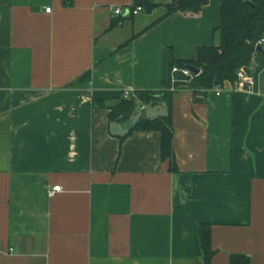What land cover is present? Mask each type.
<instances>
[{"label":"crops","instance_id":"crops-1","mask_svg":"<svg viewBox=\"0 0 264 264\" xmlns=\"http://www.w3.org/2000/svg\"><path fill=\"white\" fill-rule=\"evenodd\" d=\"M132 1L0 0V264H204L201 224L210 264H264V46L249 92L194 94L173 63L215 44L220 0L157 23ZM126 89L172 93L176 173L159 133L111 135Z\"/></svg>","mask_w":264,"mask_h":264},{"label":"trees","instance_id":"trees-1","mask_svg":"<svg viewBox=\"0 0 264 264\" xmlns=\"http://www.w3.org/2000/svg\"><path fill=\"white\" fill-rule=\"evenodd\" d=\"M210 0H133L129 10L141 8V12L150 14L155 9L162 7L164 15L161 21L170 15L180 12L188 15L199 13L207 6ZM220 23L214 30L217 43L211 46L200 47L196 58L192 61H174L173 65L180 69H198L200 73L192 76L193 93H204L224 83L235 85L238 83L237 74L244 71L250 73L251 62L254 55L262 54L256 49L264 46V0H220ZM133 18L130 15L129 19ZM126 19V18H124ZM263 41L261 45L258 42ZM89 78V73L84 74L78 83ZM135 101L142 105L165 103L169 114L166 118L148 120L141 118L129 131H154L160 134V154L162 160L169 163V171L176 173L177 168L172 151V120L171 102L172 93L168 91H137L133 97L120 98L117 104L109 108V122L126 123L135 109ZM95 107H101L102 101L93 99ZM198 236L203 251L204 264H210L214 252L211 248V230L207 224L198 228ZM229 264H250V259L245 255H232Z\"/></svg>","mask_w":264,"mask_h":264},{"label":"water","instance_id":"water-1","mask_svg":"<svg viewBox=\"0 0 264 264\" xmlns=\"http://www.w3.org/2000/svg\"><path fill=\"white\" fill-rule=\"evenodd\" d=\"M171 2L174 3V0H171ZM256 51L262 52V49L257 48ZM189 71L194 76L200 73V70L194 68H190ZM167 115L168 111L165 103H161L158 106H153L152 103L143 106L139 101H136L134 112L129 120L124 124L111 123L109 130L111 135L122 138L129 133L142 117L153 120L154 118H166Z\"/></svg>","mask_w":264,"mask_h":264},{"label":"built area","instance_id":"built-area-1","mask_svg":"<svg viewBox=\"0 0 264 264\" xmlns=\"http://www.w3.org/2000/svg\"><path fill=\"white\" fill-rule=\"evenodd\" d=\"M50 11H51L50 8H46L45 9V12L46 13H50ZM140 12H141V8L137 7L133 11L128 10L127 11V14L128 15L135 16V15H137ZM122 13L123 12L120 9L114 10V14L115 15H121ZM262 43H263V41L261 40L260 42H258L257 45H261ZM173 71L176 72L177 71V68H174ZM181 71L188 78H192L193 75H192V73L188 69H182ZM237 78H238L239 81H242L245 84V91L249 92L251 90L252 84H253L250 75L249 74H246L244 71H240L237 74ZM214 90L216 92V95L218 96L220 94V88L219 87H216V88H214ZM121 95H122L123 98L128 99L131 96H133V92H132L131 89H128V90L126 89V90H123L122 91ZM60 191H61V187L60 186H53L52 188H50L48 190V196L49 197H53L56 193H58Z\"/></svg>","mask_w":264,"mask_h":264},{"label":"rangeland","instance_id":"rangeland-1","mask_svg":"<svg viewBox=\"0 0 264 264\" xmlns=\"http://www.w3.org/2000/svg\"><path fill=\"white\" fill-rule=\"evenodd\" d=\"M162 2H164L165 0H161ZM215 43H217V40L215 39Z\"/></svg>","mask_w":264,"mask_h":264}]
</instances>
